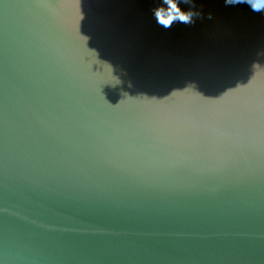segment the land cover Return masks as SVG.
<instances>
[{
  "label": "water",
  "instance_id": "95a60500",
  "mask_svg": "<svg viewBox=\"0 0 264 264\" xmlns=\"http://www.w3.org/2000/svg\"><path fill=\"white\" fill-rule=\"evenodd\" d=\"M192 2L0 0V264H264V13Z\"/></svg>",
  "mask_w": 264,
  "mask_h": 264
},
{
  "label": "clouds",
  "instance_id": "9594fccd",
  "mask_svg": "<svg viewBox=\"0 0 264 264\" xmlns=\"http://www.w3.org/2000/svg\"><path fill=\"white\" fill-rule=\"evenodd\" d=\"M182 2L190 5L188 10L180 7L181 0H160L159 5L153 9L157 23L167 29L174 22L192 24L195 22L194 17L203 16L201 11L195 9L192 0H182ZM224 3L225 6H237L242 3H247L253 12L264 11V0H224ZM207 18L209 20L212 19V14L208 13Z\"/></svg>",
  "mask_w": 264,
  "mask_h": 264
},
{
  "label": "trees",
  "instance_id": "16d2710c",
  "mask_svg": "<svg viewBox=\"0 0 264 264\" xmlns=\"http://www.w3.org/2000/svg\"><path fill=\"white\" fill-rule=\"evenodd\" d=\"M238 6L244 8V9L252 10L251 7L247 3H242V4H239ZM262 13H264V11H262Z\"/></svg>",
  "mask_w": 264,
  "mask_h": 264
}]
</instances>
